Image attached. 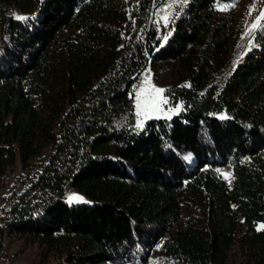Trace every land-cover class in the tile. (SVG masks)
Returning <instances> with one entry per match:
<instances>
[{
    "label": "trees",
    "instance_id": "1",
    "mask_svg": "<svg viewBox=\"0 0 264 264\" xmlns=\"http://www.w3.org/2000/svg\"><path fill=\"white\" fill-rule=\"evenodd\" d=\"M167 1L0 0L4 232L55 264H264V31L235 64L237 0ZM149 66L174 112L138 124Z\"/></svg>",
    "mask_w": 264,
    "mask_h": 264
},
{
    "label": "rangeland",
    "instance_id": "2",
    "mask_svg": "<svg viewBox=\"0 0 264 264\" xmlns=\"http://www.w3.org/2000/svg\"><path fill=\"white\" fill-rule=\"evenodd\" d=\"M190 0H169L157 13L155 22L159 25H167L172 16L175 13L177 6H185ZM171 5V7H169ZM238 14V24L241 25L243 29L242 38L238 44L235 45L233 49V62L236 64L251 48L255 47L253 41L256 33L260 30L259 27L253 28L256 24L257 18L261 17L264 13V0H237L234 4ZM11 14L13 16H19L20 13L15 9H11ZM167 15V21L165 22L161 19L163 16ZM154 20V19H153ZM259 23L264 25V19H260ZM163 68L162 70V81L157 82L154 79L153 71L151 67H147L141 74L140 78L134 83L133 90L136 96V121L138 124L144 123L147 119L154 117H164L173 113V108L167 106V103H160L158 111H151L145 113V102L150 101L154 103H159L161 98L166 99L165 91L162 94L155 93L152 90V86L155 88L164 89L170 85L173 77L174 70H169ZM146 80L148 83H146ZM141 88L144 89L141 92ZM139 93L141 98V115H137V94ZM224 174H227V178H231L229 167L223 168L221 170ZM36 177V172L34 170H23L21 165H18L15 171H12L7 176L4 186L0 191V245L2 242H6V249H8L13 257L15 264H55L57 262V257L44 256L43 248L37 244L26 240L17 239L14 236H9L5 231V222L10 216L9 211L11 205L18 199V197L25 192V189L31 184V182ZM79 196L82 199L77 201H72L70 203H83L86 199L74 190H68V201L71 196ZM239 256L237 253H233L232 261L238 260ZM146 264H152L148 262Z\"/></svg>",
    "mask_w": 264,
    "mask_h": 264
},
{
    "label": "snow or ice",
    "instance_id": "3",
    "mask_svg": "<svg viewBox=\"0 0 264 264\" xmlns=\"http://www.w3.org/2000/svg\"><path fill=\"white\" fill-rule=\"evenodd\" d=\"M169 7H171V5H169ZM16 19H24V17L17 16ZM161 19H163L166 22L167 21V15L163 16ZM260 19H264V13L261 14V17L257 18V22H256V24L253 25V28L259 27L261 31H264V25H261L259 23ZM146 83H148L147 80H146ZM152 90L155 93H158V94H162L165 91L164 89L155 88V86H152ZM140 91L143 92L144 89L141 88ZM160 103L166 104L167 103V100L161 98V100L159 101V103H154V102L146 101L145 102V113L147 114L149 112V109H151V111H158L159 110V104ZM137 109H138L137 115L139 116V115H141V111H140V109H141V98H140L139 93L137 94ZM224 175H225V178L227 179V174H224ZM81 199H82L81 197L73 195V196L69 197V202H72V201L79 202Z\"/></svg>",
    "mask_w": 264,
    "mask_h": 264
},
{
    "label": "built area",
    "instance_id": "4",
    "mask_svg": "<svg viewBox=\"0 0 264 264\" xmlns=\"http://www.w3.org/2000/svg\"><path fill=\"white\" fill-rule=\"evenodd\" d=\"M0 264H15L8 249H6V242H2L0 245Z\"/></svg>",
    "mask_w": 264,
    "mask_h": 264
},
{
    "label": "bare ground",
    "instance_id": "5",
    "mask_svg": "<svg viewBox=\"0 0 264 264\" xmlns=\"http://www.w3.org/2000/svg\"><path fill=\"white\" fill-rule=\"evenodd\" d=\"M9 251V250H8ZM9 253L11 254V252L9 251ZM11 258L13 259V257H12V254H11Z\"/></svg>",
    "mask_w": 264,
    "mask_h": 264
},
{
    "label": "water",
    "instance_id": "6",
    "mask_svg": "<svg viewBox=\"0 0 264 264\" xmlns=\"http://www.w3.org/2000/svg\"><path fill=\"white\" fill-rule=\"evenodd\" d=\"M153 13H154V12H153ZM136 78H137V76L134 77V79H136Z\"/></svg>",
    "mask_w": 264,
    "mask_h": 264
}]
</instances>
